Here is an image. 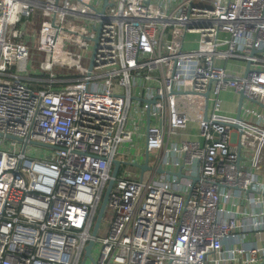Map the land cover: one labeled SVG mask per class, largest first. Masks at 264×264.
<instances>
[{"label":"built area","instance_id":"built-area-1","mask_svg":"<svg viewBox=\"0 0 264 264\" xmlns=\"http://www.w3.org/2000/svg\"><path fill=\"white\" fill-rule=\"evenodd\" d=\"M108 1L0 0V264H264V0Z\"/></svg>","mask_w":264,"mask_h":264},{"label":"water","instance_id":"water-1","mask_svg":"<svg viewBox=\"0 0 264 264\" xmlns=\"http://www.w3.org/2000/svg\"><path fill=\"white\" fill-rule=\"evenodd\" d=\"M108 4H110L109 1L108 0H105L103 8L105 9V7ZM95 41L97 42L98 41V38H96ZM244 98H245V94L241 91L239 93V97H238V105H237V111H236V117L237 118H240L241 117L240 116L241 115V108H242V105H243ZM146 102L148 104H151V103L155 102V99H153V100H146ZM254 102L258 103L261 106H264L263 104H261V103H259L257 101H254ZM148 124H150V118L149 117H148ZM0 136H3V133H0ZM6 136L8 138H12V139H17L19 141H23V139L20 138V137H15L13 135H6ZM33 143L34 144H38V145H42V146H49L46 143L38 142V141H33ZM121 163H122V161L119 160V159H115L114 160V168H113V172H112V175L113 176H116L117 175L118 170H119V166H120ZM136 165L141 168L142 172H144V171H146V170H148V169L151 168L150 165H149V151L148 150H146V161H145V163L144 164H136ZM158 171L161 172V173L162 172H165V170L163 168H159ZM167 172H171V171H167ZM174 174H176L178 177L183 176V174H182L181 171L176 172ZM192 179L195 182V181H197L199 179V177L198 176H195V177H192ZM113 182H114L113 179H111L110 182H109V184H108V186H107V188H106V191L104 193V196H103V199H102V202H101V205H100V208L98 210V214H97V217H96V220H95V223H94V227H93V231H92V235L93 236H96V234H97V232L99 230V227H100V225L102 223L103 215H104V212L106 210L108 196H109V193H110V191L112 189ZM93 243H94L93 240H91L88 243V245L86 247V255H89V256L91 255V248L93 246Z\"/></svg>","mask_w":264,"mask_h":264},{"label":"rangeland","instance_id":"rangeland-1","mask_svg":"<svg viewBox=\"0 0 264 264\" xmlns=\"http://www.w3.org/2000/svg\"><path fill=\"white\" fill-rule=\"evenodd\" d=\"M38 23V21L36 22ZM197 39H198V35L195 33H188L186 35V43H185V49H190V48H194L197 46ZM47 55H49L48 52H42L39 51L36 48H33L32 50V57L34 58V63H35V68H39L42 65V62L47 58ZM54 72H58L60 73L61 71H64L63 68H61L60 66H56V68L53 69ZM222 99H223V108H231V107H236L237 104V99H238V95L235 92H224L222 93ZM254 105V103H253ZM226 112H231L233 113L234 111H226ZM198 127L196 124L192 123L189 127V129L186 131V133L183 136H180V138H184V139H189V138H195L196 134H198ZM44 149V147L42 148ZM152 156V155H151ZM154 161V156L151 157V163H153ZM132 169L134 170H138V168L131 166ZM98 246V244H96L95 248Z\"/></svg>","mask_w":264,"mask_h":264},{"label":"crops","instance_id":"crops-1","mask_svg":"<svg viewBox=\"0 0 264 264\" xmlns=\"http://www.w3.org/2000/svg\"><path fill=\"white\" fill-rule=\"evenodd\" d=\"M225 92H232V91H225ZM237 105H238V99H237L236 107H231V108H226V109L223 108L224 109V112H226V111H234L233 114L236 113V111H237ZM228 113H231V112H228Z\"/></svg>","mask_w":264,"mask_h":264},{"label":"trees","instance_id":"trees-1","mask_svg":"<svg viewBox=\"0 0 264 264\" xmlns=\"http://www.w3.org/2000/svg\"><path fill=\"white\" fill-rule=\"evenodd\" d=\"M41 77H49V73H47V72H43L42 74H41ZM42 84H45V83H42ZM47 84V83H46ZM59 85V83H56L55 84V86H58Z\"/></svg>","mask_w":264,"mask_h":264}]
</instances>
